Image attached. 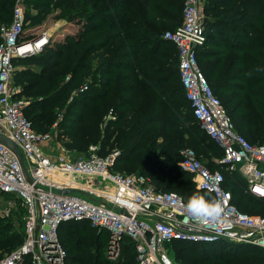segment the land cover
I'll return each mask as SVG.
<instances>
[{"label":"trees","instance_id":"trees-1","mask_svg":"<svg viewBox=\"0 0 264 264\" xmlns=\"http://www.w3.org/2000/svg\"><path fill=\"white\" fill-rule=\"evenodd\" d=\"M16 2L0 0V26L12 22ZM183 3L36 1L32 8L38 13L28 14L27 21L43 18L53 4L67 21H75L83 29L64 42H49L39 54L16 59L14 82L21 87L20 97L27 100L26 116L38 132H48L60 113L56 108L66 106L60 125L67 126V147L82 153L99 145L101 155L118 151L114 171L148 177L157 190L175 193L187 202L193 194L205 192L187 183L192 175L180 166L182 151L193 149L203 164L210 163L206 166L211 171L219 170L212 169L211 157L222 159L223 151L196 122L182 86L176 45L164 38L167 31L182 24ZM204 9L207 42L198 50L199 67L236 131L250 143L261 144L264 0H204ZM84 85L87 90L71 96ZM223 187L232 192V202L241 211L257 198L245 192V179L230 187L225 176ZM23 216L24 209L19 208L8 219H0V258L23 243ZM13 223L18 224L20 233ZM89 231L96 232L92 249L85 246L90 240L82 234ZM67 233L73 239L74 255L65 245ZM58 235L67 250L66 264H139L135 242L129 237L122 242L123 256L112 262L102 254L104 239L106 245L109 239L89 223L64 222ZM173 243H183L173 255L183 264H264V248L252 245L219 248L215 243ZM200 248L206 253L198 252ZM184 254L187 256L182 258Z\"/></svg>","mask_w":264,"mask_h":264},{"label":"built area","instance_id":"built-area-1","mask_svg":"<svg viewBox=\"0 0 264 264\" xmlns=\"http://www.w3.org/2000/svg\"><path fill=\"white\" fill-rule=\"evenodd\" d=\"M202 1L184 0L182 24L164 38L176 45L182 86L196 122L223 151L220 165L227 171L241 166L247 191L264 199L260 195L264 194V142L252 144L236 131L199 67L198 50L207 42ZM26 2L17 0L12 22L0 26V137L19 147L30 177L16 153L0 142V194L8 196L2 216L9 218L13 211L24 209L23 243L1 257L0 264H66L67 250L58 235L64 222H87L99 232L108 231L113 259L129 237L135 242L139 264H183L170 254L169 245L175 241H229L264 248V216L239 210L232 192L223 187V172L211 171L193 149L182 151L180 166L199 190L209 192L220 204L217 219L193 217L181 196L157 190L148 177L114 171L118 151L101 155L100 146L92 145L78 160L53 159L45 152L53 133L34 128L25 113L27 100L20 97L21 88L14 82V61L39 54L49 43L44 36L26 40ZM87 89L81 86L74 94ZM62 119L59 114L54 129Z\"/></svg>","mask_w":264,"mask_h":264},{"label":"rangeland","instance_id":"rangeland-1","mask_svg":"<svg viewBox=\"0 0 264 264\" xmlns=\"http://www.w3.org/2000/svg\"><path fill=\"white\" fill-rule=\"evenodd\" d=\"M36 1H39V0H28L25 4V32H26L25 35H26V40H28V41L36 40L37 41L41 37L44 36V38H47L49 40V42H51L52 44L61 43V42H64L66 40V38L69 36L75 37L76 35H78V32L81 29H83V26L79 25L77 22L67 21V19L64 18L63 13L60 10L55 9L53 7L54 6L53 4H51L49 6V10H51L49 12V14H46L43 18H41L37 21H31V20L27 21L28 14L37 15V13H38L36 10H34L32 8L33 3ZM54 4H55V2H54ZM201 8L203 11V17L205 18L206 13L204 11L205 10L204 9V0L201 3ZM183 9H184V7L182 8V12H183ZM169 31H171V30H169ZM207 49L211 50L212 47L211 46L207 47ZM68 79H69V77L67 78V80ZM74 91L75 90L72 91L71 96L75 95ZM66 110H67L66 106L63 108H60V109L56 108V113L60 112L59 114H64L66 112ZM59 114L57 115L54 123H56L59 120ZM31 118H33V116H31ZM63 120H64V117L61 121H59V124H58L56 129L53 128L54 123L49 128V131L53 133V138H52V141H50V143H48L46 145L45 152L47 154H49L53 159H56L60 156H64L69 160H78V159L86 157L89 150H86L82 153H78L75 149L69 148L66 146V144H68L70 142V138H68L67 135H65L66 134L65 132H67L66 124L60 125L63 122ZM217 148H219V147L217 146ZM211 158L213 161V163L211 164V166H213L212 169H219L225 174L227 186L231 187V186H234L237 182L241 183V181H244V178L239 173L241 168H242L241 166H236L234 170L229 171V172L238 173L236 176L234 174L230 176V174H228L227 168L225 166L220 167L221 157H214V155H213ZM204 164L209 165L210 163L204 162ZM115 168L116 167L114 165L113 169H115ZM129 174L130 175H136L135 173H129ZM181 182L184 183L183 179L181 180ZM187 183L189 184V186H191V188H193V187L197 188L195 185V182L192 178L189 177ZM5 198H8V196L0 194V219H8V218H4L2 216V212H3V209L5 208L6 201H7V199H5ZM238 198H242V197L238 196ZM254 209L257 211L251 213V211ZM242 211H244L250 215L264 216V202L262 200L256 198V200H254V202L247 203L246 209H242ZM13 226L17 230V232H19V233L21 232L17 223H13ZM77 231L78 232L81 231L80 228H77ZM95 233H96L95 231L94 232L89 231V232H83L82 233L85 240H90L89 242L84 240L85 243L87 244L85 246L89 249H92L93 240H95V238H96ZM104 237L107 238V240L109 239V232L106 230H104ZM72 240L73 239H70V237H69V233H67L65 235V245H66V248L69 251V253L71 255H74L75 252H74V249H73L72 244H71ZM237 245L238 244L232 243L229 241L217 243V247H219V248H235ZM85 246H84V248H85ZM181 247H183V243L171 244V246H169L170 254L172 256L175 255L176 249H180ZM102 250H103L102 254L104 255V257L107 258L109 261H112V262H116L117 260H119L123 256V253L122 254L120 253L118 258H116V259L111 258L110 253H109L108 244L106 245L105 239H104V245H103ZM198 252L206 253V250L204 248H200V250H198ZM186 256L187 255L184 254V255H182V258H185Z\"/></svg>","mask_w":264,"mask_h":264},{"label":"clouds","instance_id":"clouds-1","mask_svg":"<svg viewBox=\"0 0 264 264\" xmlns=\"http://www.w3.org/2000/svg\"><path fill=\"white\" fill-rule=\"evenodd\" d=\"M186 207L193 217L217 219L221 213L220 204L209 192L193 194L188 198Z\"/></svg>","mask_w":264,"mask_h":264},{"label":"water","instance_id":"water-1","mask_svg":"<svg viewBox=\"0 0 264 264\" xmlns=\"http://www.w3.org/2000/svg\"><path fill=\"white\" fill-rule=\"evenodd\" d=\"M0 142L4 145H6L7 147L11 148L17 155L19 161H20V164L22 166V169L27 177L28 180H30V177L28 176L26 170H25V164H24V160H23V155H22V152L21 150L19 149V147L14 144L12 141H10L9 139H7L6 137L2 136L0 137ZM68 192H72V191H68ZM66 193V192H64Z\"/></svg>","mask_w":264,"mask_h":264},{"label":"crops","instance_id":"crops-1","mask_svg":"<svg viewBox=\"0 0 264 264\" xmlns=\"http://www.w3.org/2000/svg\"><path fill=\"white\" fill-rule=\"evenodd\" d=\"M236 173V172H235ZM241 175H242V177L245 179V181H247L246 180V177H245V175H244V172L242 171V168H241V170H240V172H239ZM238 173H236V175H237ZM247 188H248V185H247ZM245 192L246 193H249L248 191H247V189L245 188ZM250 195H253V194H251V193H249ZM253 196H255V195H253ZM255 197H257V196H255ZM258 198V197H257Z\"/></svg>","mask_w":264,"mask_h":264},{"label":"bare ground","instance_id":"bare-ground-1","mask_svg":"<svg viewBox=\"0 0 264 264\" xmlns=\"http://www.w3.org/2000/svg\"><path fill=\"white\" fill-rule=\"evenodd\" d=\"M28 50H31V47L30 46H28V48H27ZM258 194H260V193H258ZM260 195H263L264 196V194H260Z\"/></svg>","mask_w":264,"mask_h":264}]
</instances>
